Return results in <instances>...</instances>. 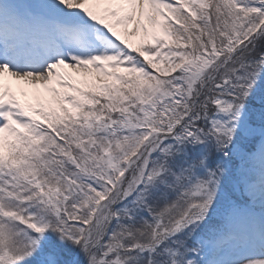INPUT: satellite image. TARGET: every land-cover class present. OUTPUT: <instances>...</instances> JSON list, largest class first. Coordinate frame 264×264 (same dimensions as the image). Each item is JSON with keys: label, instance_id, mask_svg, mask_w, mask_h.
Returning <instances> with one entry per match:
<instances>
[{"label": "snow or ice", "instance_id": "6c2138e0", "mask_svg": "<svg viewBox=\"0 0 264 264\" xmlns=\"http://www.w3.org/2000/svg\"><path fill=\"white\" fill-rule=\"evenodd\" d=\"M0 264H264V0H0Z\"/></svg>", "mask_w": 264, "mask_h": 264}, {"label": "bare ground", "instance_id": "6f19581e", "mask_svg": "<svg viewBox=\"0 0 264 264\" xmlns=\"http://www.w3.org/2000/svg\"><path fill=\"white\" fill-rule=\"evenodd\" d=\"M131 25L129 26V30H131ZM71 72V71H70ZM6 80L10 81L12 86H13V90L17 92V94H20V87H23L27 92H28V96L26 98H33L32 96V92L33 89L30 85L24 84L23 82H17L15 80H12L10 77H6Z\"/></svg>", "mask_w": 264, "mask_h": 264}, {"label": "rangeland", "instance_id": "374dc122", "mask_svg": "<svg viewBox=\"0 0 264 264\" xmlns=\"http://www.w3.org/2000/svg\"><path fill=\"white\" fill-rule=\"evenodd\" d=\"M133 39H136V41L138 42V36L137 37H132ZM67 71V70H66ZM74 77H76L77 79H81V75L80 74H75V75H73ZM18 96H20V94H17ZM33 96V95H32ZM20 99L21 100H25V99H27V100H30V101H33L34 102V98H26V97H24V96H20Z\"/></svg>", "mask_w": 264, "mask_h": 264}]
</instances>
